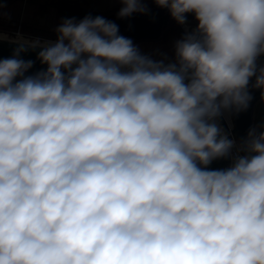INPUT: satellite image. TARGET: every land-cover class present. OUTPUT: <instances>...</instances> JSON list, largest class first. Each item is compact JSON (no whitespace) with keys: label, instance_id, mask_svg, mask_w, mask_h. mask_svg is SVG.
Wrapping results in <instances>:
<instances>
[{"label":"clouds","instance_id":"obj_1","mask_svg":"<svg viewBox=\"0 0 264 264\" xmlns=\"http://www.w3.org/2000/svg\"><path fill=\"white\" fill-rule=\"evenodd\" d=\"M117 2L196 27L172 59L102 16L54 41L0 31L17 45L0 58V264H264V124L237 145L220 123L253 77L264 100V0Z\"/></svg>","mask_w":264,"mask_h":264},{"label":"rangeland","instance_id":"obj_2","mask_svg":"<svg viewBox=\"0 0 264 264\" xmlns=\"http://www.w3.org/2000/svg\"><path fill=\"white\" fill-rule=\"evenodd\" d=\"M56 2L57 0H27L25 3V0H17L14 5L9 8L7 14L8 17L14 19L13 21H15V23L17 22V25L13 24L15 26L13 27V25L1 21L3 24H0V31L6 36L11 37H15L17 33H19L25 38L40 37L42 39L54 41L56 39L54 29L65 19L58 12L54 4ZM92 2L102 9H111L122 5L117 2V0H92ZM172 22V27L166 29L163 36L158 40L132 39V41L139 47L142 53L152 55L154 59L162 58V54L172 59L174 57V43L176 40L181 39L185 33L184 26L178 25L173 19ZM190 22L194 23V21L188 20V23ZM256 111L257 114L254 118V123L259 131L260 125L264 124V106L262 102L257 105ZM222 119L220 123L226 131V128L233 125L234 120L232 115L231 119L226 116Z\"/></svg>","mask_w":264,"mask_h":264},{"label":"water","instance_id":"obj_3","mask_svg":"<svg viewBox=\"0 0 264 264\" xmlns=\"http://www.w3.org/2000/svg\"><path fill=\"white\" fill-rule=\"evenodd\" d=\"M73 7H63L62 13L65 18H81L85 16H101L99 12L91 10L89 13L86 11L84 14L75 13ZM171 16L167 9H163L160 12L146 14L134 13L127 18H119L116 24L119 26V32L123 35L137 40H158L162 37L165 28L169 25ZM187 20H193L194 16L188 14ZM17 47L16 44H11L8 41L0 42V58H8L12 56L13 50ZM39 51V49H37ZM21 57L25 60L35 61L34 67L30 70L29 74L41 70L44 66L36 60V51H28L22 53ZM264 63V57H260L258 64ZM255 82V77L252 78L249 84V90L253 99L249 108L246 111H242L239 114H233L232 118L235 123L234 134L240 141V144L247 138L248 132L254 126L255 111L258 103L261 99V92L259 89H253L252 84ZM231 166V159H220L213 161L208 167L209 169H225Z\"/></svg>","mask_w":264,"mask_h":264},{"label":"flooded vegetation","instance_id":"obj_4","mask_svg":"<svg viewBox=\"0 0 264 264\" xmlns=\"http://www.w3.org/2000/svg\"><path fill=\"white\" fill-rule=\"evenodd\" d=\"M16 1L17 0H0V5H2V8H0V24H3L2 22H5V23L7 22L11 25L17 23V22L15 23V21H13L14 19H11L7 15L9 8L12 7V5H14V3ZM26 2H27V0H25V3ZM54 4L57 7L58 12L60 13V15L63 18H65L63 13H62L63 7H66V9L68 10V7L70 6V7L74 8L73 10L75 13H79V14H81V13L84 14V13H86V11L89 13V11H91V10L97 11L100 13V15L102 17H104L105 19H107L109 21H113L115 23L119 19L117 17V13H118L119 9L122 7V5H121V6L116 7V8L102 9V8L97 7L92 2V0H57V2ZM146 7L149 9V12H152V13H157V12H160L162 10V8H159L156 4H154L152 2H149L148 4H146ZM76 20L79 21V20H81V18H77ZM189 21H193V20H189ZM172 25H173V22H172V18H171L169 25L167 26V28H165V30L168 29L169 27H172ZM13 27H15V26L13 25ZM165 30H164V32H165ZM120 34L123 35L121 32H120ZM123 36H125V35H123ZM125 37H127V36H125ZM134 40H137V39H134Z\"/></svg>","mask_w":264,"mask_h":264},{"label":"built area","instance_id":"obj_5","mask_svg":"<svg viewBox=\"0 0 264 264\" xmlns=\"http://www.w3.org/2000/svg\"><path fill=\"white\" fill-rule=\"evenodd\" d=\"M196 21H194V23L193 22H190V23H188L187 24V26H184V28H188V29H194L195 27H196ZM260 102H262L263 103V106H264V100H261ZM259 102V103H260ZM258 103V104H259ZM234 127L235 126H233V125H230L229 126V128H226V132H228L229 133V138H231V139H233L234 141H236V143H237V145H240V141L236 138V136H235V134H234V132H233V130H234ZM234 151H235V149H234ZM231 163H232V161H231Z\"/></svg>","mask_w":264,"mask_h":264},{"label":"bare ground","instance_id":"obj_6","mask_svg":"<svg viewBox=\"0 0 264 264\" xmlns=\"http://www.w3.org/2000/svg\"><path fill=\"white\" fill-rule=\"evenodd\" d=\"M7 41V40H5ZM227 118L231 119V116H228L227 114L225 115ZM233 126H234V123H233Z\"/></svg>","mask_w":264,"mask_h":264},{"label":"crops","instance_id":"obj_7","mask_svg":"<svg viewBox=\"0 0 264 264\" xmlns=\"http://www.w3.org/2000/svg\"><path fill=\"white\" fill-rule=\"evenodd\" d=\"M256 114H257V111H255V117H256ZM255 117H254V118H255ZM254 122H255V121H254ZM253 127H255V123H254V126H253Z\"/></svg>","mask_w":264,"mask_h":264},{"label":"trees","instance_id":"obj_8","mask_svg":"<svg viewBox=\"0 0 264 264\" xmlns=\"http://www.w3.org/2000/svg\"><path fill=\"white\" fill-rule=\"evenodd\" d=\"M221 120H223V119L221 118Z\"/></svg>","mask_w":264,"mask_h":264}]
</instances>
